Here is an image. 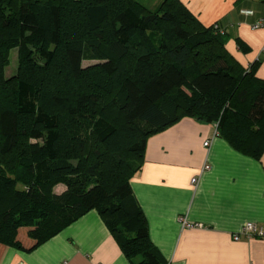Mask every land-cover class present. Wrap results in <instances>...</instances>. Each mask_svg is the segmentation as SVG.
Here are the masks:
<instances>
[{"label": "trees", "instance_id": "obj_1", "mask_svg": "<svg viewBox=\"0 0 264 264\" xmlns=\"http://www.w3.org/2000/svg\"><path fill=\"white\" fill-rule=\"evenodd\" d=\"M227 42L179 0H0V243L32 251L96 210L132 264H165L131 187L150 137L190 117L264 154L262 60Z\"/></svg>", "mask_w": 264, "mask_h": 264}, {"label": "crops", "instance_id": "obj_2", "mask_svg": "<svg viewBox=\"0 0 264 264\" xmlns=\"http://www.w3.org/2000/svg\"><path fill=\"white\" fill-rule=\"evenodd\" d=\"M179 1L203 26L224 31L240 66L262 60L257 77L264 80V29L252 28L264 20V0ZM131 187L165 264H264L263 239L233 238L246 223L264 227V154L256 160L237 151L217 123L187 117L151 136ZM66 189L58 185L55 193ZM182 219L193 226H183ZM0 264L132 262L92 210L32 251L0 243Z\"/></svg>", "mask_w": 264, "mask_h": 264}, {"label": "built area", "instance_id": "obj_3", "mask_svg": "<svg viewBox=\"0 0 264 264\" xmlns=\"http://www.w3.org/2000/svg\"><path fill=\"white\" fill-rule=\"evenodd\" d=\"M242 14L246 15V16H252L254 13L252 11H243ZM254 30H258V29H264V20H259L257 21L253 27ZM215 29L220 32L221 34H224V31L221 30L217 25H215ZM205 146L209 147L210 146V142H205ZM205 169L209 170L210 167L207 166L205 167ZM198 183V180L196 178L192 179V184L195 185ZM182 224L185 227H192L193 225L191 223H189L186 219H182ZM246 237V238H259V239H263L264 240V227H261L259 225H257L256 223H246L242 229V231L240 233H236L234 235V240L235 241H239L241 240L242 237Z\"/></svg>", "mask_w": 264, "mask_h": 264}, {"label": "rangeland", "instance_id": "obj_4", "mask_svg": "<svg viewBox=\"0 0 264 264\" xmlns=\"http://www.w3.org/2000/svg\"><path fill=\"white\" fill-rule=\"evenodd\" d=\"M139 1L150 9L157 8L162 2V0H139ZM10 59H11V64L5 70L6 77H11L17 73V69H18V52H17V50H13L11 52ZM98 64H100L99 61H86V62H84L83 66L85 68H90V67L96 66ZM107 83L108 82L106 80L102 81V85H106ZM56 187H55V189H56ZM55 189H54V193H55ZM56 195L60 196L62 194H56Z\"/></svg>", "mask_w": 264, "mask_h": 264}]
</instances>
